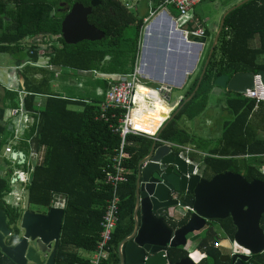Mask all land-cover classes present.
<instances>
[{"label": "trees", "instance_id": "trees-1", "mask_svg": "<svg viewBox=\"0 0 264 264\" xmlns=\"http://www.w3.org/2000/svg\"><path fill=\"white\" fill-rule=\"evenodd\" d=\"M92 1L0 0V53L16 56L22 64H37L40 43L35 42L25 48L22 43L27 39L43 37L49 40L44 52L48 67L77 72L96 70L103 74L132 73L139 55L144 20L148 15L129 11L118 0H98L100 4L92 9L88 18L91 25L104 33V39L77 45H68L63 40L62 22L68 12L77 3L91 7ZM164 1L159 0L157 4ZM208 54L209 51L185 99L195 90ZM30 70L40 71L41 78L30 76ZM261 71H264V0H251L226 16L199 90L163 130L160 139L182 146L193 145L197 151L206 153L202 157L191 154L192 160L199 161L205 179L230 171L243 175L249 182H264V136L260 134L264 132V103L257 105L243 95L227 92V108L233 119L224 124L222 136L214 145L208 140L194 138L178 126L183 117L194 120L206 111L219 77H232L237 73L258 74ZM23 72L25 82L20 90L23 88L28 93L25 97L26 108L39 121L37 129L34 127L28 137L34 136L37 131L33 138L36 150L46 148L43 163L34 167L27 185L30 206L49 210L54 200H65L55 264H90V260L81 257L79 251L93 253L97 248L100 224L110 197L104 181L111 171V159L121 144L120 135L99 119L100 105L104 101L108 83L98 80L96 86L102 94L96 93L92 100L85 102L54 92L51 83L56 72L53 70L27 66ZM16 91L5 88L0 93V156L12 137L7 122L9 109L19 106V93ZM39 96L45 97L41 108L37 106ZM75 105L83 109L70 108ZM153 143L145 136L130 135L126 139L124 166L131 174L128 182L121 185L119 190V222L113 233L110 255L102 264H121L119 246L132 235L135 227L137 168L149 155ZM26 148V145L22 147L25 152ZM11 174L4 172V166L0 163V211L6 213L8 225L14 234L7 239L8 245L20 234L18 223L22 216L20 208L11 206L6 200L13 191ZM187 220L188 217L173 225L181 227ZM220 223L222 230L232 240L236 230L231 221ZM217 241L214 229L202 234L198 248L203 251L204 259L200 264H232L228 256L215 248ZM188 257L189 253L183 247L169 249L172 263ZM250 263L264 264V253L253 256ZM0 264L14 263L0 252Z\"/></svg>", "mask_w": 264, "mask_h": 264}, {"label": "water", "instance_id": "water-1", "mask_svg": "<svg viewBox=\"0 0 264 264\" xmlns=\"http://www.w3.org/2000/svg\"><path fill=\"white\" fill-rule=\"evenodd\" d=\"M249 1L242 0L225 12L195 90L164 124L157 138L199 90L219 42L226 16ZM99 4L100 1L93 0L91 7L77 3L71 8L62 22V38L66 44L96 42L105 37L88 20L92 9ZM178 33L183 35V32ZM183 40L199 47L206 43L205 36L195 33H188ZM257 75L264 85V71ZM254 80L255 73H237L232 77H219L215 86L244 95L254 87ZM166 95L170 102L171 93L167 92ZM23 156L15 153L11 159L17 158L21 165ZM195 169V164H187L168 145L153 143L149 155L137 168L135 227L132 235L119 246L121 264H195L190 258L172 263L169 249L185 248L189 235L204 230L208 222L227 218H231L236 228L234 241L251 253L250 256H232V264H251V257L264 253V233L259 227L264 216V182H249L243 175L230 171L205 179L199 173L194 174ZM173 194L177 195V199H172ZM177 208L187 211L189 219L185 225L175 229L158 216V212ZM64 215L65 211L61 208H50L45 214L31 211L30 191H26L24 213L19 221L20 234L10 245L7 239L14 234L8 225L6 213L0 211V252L14 264H55Z\"/></svg>", "mask_w": 264, "mask_h": 264}, {"label": "crops", "instance_id": "crops-1", "mask_svg": "<svg viewBox=\"0 0 264 264\" xmlns=\"http://www.w3.org/2000/svg\"><path fill=\"white\" fill-rule=\"evenodd\" d=\"M120 1L127 10L132 12H139L140 15H148V17L144 20V27L142 29L141 40H140V48H139V55L136 61V67H139L142 73L147 77L146 83L150 87H167L170 89V93L172 96L173 89H186L185 93L181 95L175 102L172 104L183 101L185 99L186 92L194 80L192 75L196 73V69L198 64L201 65L200 56L201 52L203 51L204 46H207L209 43V49L211 48L213 41L218 33L220 23L225 12L235 6L237 3L241 2L242 0H207L197 6H195L188 14V17L185 20H179L178 14L174 8H172V13L168 12L164 6L161 7L164 2L157 4L159 0H118ZM130 5V8L126 6V3ZM156 8V9H154ZM155 10L156 13L153 17H151V11ZM69 13V12H68ZM199 29H202L205 32L206 43L199 47L198 45L188 43L184 41L183 38L187 36L188 33H195L196 35ZM178 32H183V35H179ZM199 36V35H198ZM104 39V38H103ZM48 38L39 37L37 39H27L22 44L23 47H30L32 44L40 43L39 47L40 50V59L37 64H22L16 56L13 57L12 55L8 54H1L0 53V93L3 92V89L7 90H16L20 86L24 85L25 79L23 75V71L27 66L35 67L38 70L40 69H48L53 70L56 72V77H58L57 71L58 70H65L64 68H53L48 67V59L44 56V52L48 47L47 42ZM88 42V41H86ZM97 42V41H96ZM23 49V48H22ZM208 49V51H210ZM7 56L6 58L12 59V62H15L16 66L7 65V60L2 56ZM17 55V54H15ZM205 58V57H204ZM69 71H73L68 69ZM7 74L8 83L3 81V73ZM30 76H34L37 78H41V72L37 70H30ZM94 75V80H103L98 77L99 74H103L99 71H92ZM86 73V72H82ZM55 77V78H56ZM52 90L55 92L58 89L57 84L51 83ZM98 90V88H97ZM228 91L222 89L218 86L212 90L208 107L206 111L203 113L207 117H211V113L214 109L219 108L222 112L221 116L216 120L213 116L209 118L208 125H210V135L217 133L222 136L223 126L228 121L233 119L232 114L227 108V99H228ZM58 93V92H57ZM97 93L102 94V91L98 90ZM211 98H217L218 105H214L211 103ZM44 99V100H43ZM43 99L38 97V104H44L45 97ZM179 108V107H178ZM178 108L171 114L170 117L178 110ZM158 109V108H157ZM154 112V111H153ZM152 112V113H153ZM162 113V112H161ZM230 118H224V115L228 114ZM160 113L153 119H150V116L143 119L136 120V127L139 129H143L149 132H154L155 129L160 124V120L158 119ZM202 114V115H203ZM9 116V114H8ZM184 121L185 119L188 120L187 117L182 118ZM181 122V121H180ZM179 122V123H180ZM183 122V121H182ZM178 123V126H179ZM169 125V124H168ZM180 128V127H179ZM185 130L184 128H180ZM189 133L191 136L192 134ZM160 132V131H159ZM160 138V137H159ZM161 145V144H158ZM184 146V145H183ZM188 147L193 148L196 153L191 154H200L199 151L196 150L195 146L193 145H185ZM177 155L178 150L172 149ZM24 151V150H23ZM37 152V159L36 162L38 165L43 163L46 148H40L36 150ZM191 154L189 155V159L198 167V172L201 174V168L199 161L192 160ZM197 159V158H196ZM4 172H7L4 170ZM176 195V194H175ZM172 199H177L176 197L172 196ZM178 210H170L168 212H158V216L163 217L166 220V223L175 229L180 227H174V223H178L182 221L184 218L188 217L189 214ZM140 219V216H138ZM188 221V220H187ZM221 221V220H220ZM187 223V222H186ZM185 223V224H186ZM184 224V225H185ZM234 226V225H233ZM182 227V226H181ZM209 227L207 226L204 230L194 233L188 236L187 240L192 237L191 244L187 243V246L184 248L188 253L189 257L195 264H200L202 259H204V253L201 251L198 246L201 241V236L203 233H206ZM217 234L218 241L221 242V247L217 248L224 256H228L230 259L232 256L237 255L235 254L233 249L227 247L226 243H230L231 246L234 248L241 247L234 241V237L231 240L225 232L220 227L212 228ZM236 230V228H235ZM236 232V231H235ZM216 248V247H215ZM242 248V247H241ZM191 249V250H189ZM226 250L228 252H226ZM232 250V251H231ZM231 251V253L229 252ZM83 252V253H82ZM85 251H79L81 257L90 260L93 256V253H89L87 256L84 255ZM88 253V252H86ZM243 256V255H238ZM252 258V257H251ZM187 259V258H185Z\"/></svg>", "mask_w": 264, "mask_h": 264}, {"label": "built area", "instance_id": "built-area-1", "mask_svg": "<svg viewBox=\"0 0 264 264\" xmlns=\"http://www.w3.org/2000/svg\"><path fill=\"white\" fill-rule=\"evenodd\" d=\"M205 1L207 0H165L161 7L165 5L171 6L177 12L178 19L185 20L188 17L189 12L195 6ZM126 6L130 8L128 2L126 3ZM155 13V10L151 11V17H153ZM197 34L199 36H205V32L202 29H199ZM98 77L108 83V89L105 92L104 101L100 105L99 119L108 123L113 132L120 135L121 144L111 159V171L108 173L104 181V184L109 188L110 197L107 201L105 212L100 224L101 232L99 235V242L90 259V264H102L108 259L111 252L113 233L120 217L121 199L119 190L121 185L128 182V176L131 174L124 166L127 137L130 135L145 136L158 144L168 145L172 149L178 150V155L183 158L187 164L193 163L189 159V155L191 153H196L191 147L165 142L160 138H157L161 128L182 102L178 101L172 104L167 100L166 94L167 92H170L169 88L163 86H148L146 83L147 77L142 73L139 67H136L130 74H99ZM243 96L247 99L254 100L257 105L264 103V85L259 75L255 74L254 87L248 89ZM37 106L41 108L43 107V104H38ZM158 107L165 109V111L159 114L158 119L160 120V124L154 132H149L136 127L137 119L149 117ZM37 118L32 111H29L26 108L25 100L20 101L18 107L11 108L8 116L7 124L12 132V137L4 147L2 157L4 159H9L8 161L11 160L15 162L17 166H20L23 169L17 173L11 174L12 186L13 184H20L21 187L13 188V191L6 198L8 203V198L11 197V203L8 204L16 208H19L22 201H24L25 205V193L28 191L27 185L30 181V176L34 167L38 165L36 162V147L33 143V138L36 137L37 131L33 134L34 136L28 137L32 129L34 127L37 129L38 127L39 121ZM25 145L27 147L26 152L22 149ZM15 153L24 154L21 159V165L18 164L19 161L17 158L15 160L11 159V155ZM10 167L9 164L5 163L4 170L9 173L10 171L8 170H10ZM197 173L199 172L198 167L196 166L194 174ZM189 177L190 176H188V178ZM173 196L176 197L175 194H173ZM64 207L65 200L57 199L53 201L51 208L64 209ZM178 210L182 209L178 208ZM182 211L184 214L187 213L185 210ZM182 211L180 212L182 213ZM214 246L216 248L221 247V242L217 241ZM233 250L237 255H251L248 250L241 247L234 248Z\"/></svg>", "mask_w": 264, "mask_h": 264}, {"label": "rangeland", "instance_id": "rangeland-1", "mask_svg": "<svg viewBox=\"0 0 264 264\" xmlns=\"http://www.w3.org/2000/svg\"><path fill=\"white\" fill-rule=\"evenodd\" d=\"M237 1V0H236ZM164 8L172 13L173 15V10L172 7L169 5H165ZM210 43V42H209ZM209 43L207 46H204L203 51L201 52V56H200V61H202L204 59V57L206 56L208 49H209ZM57 47L59 45L55 44ZM2 56V55H1ZM3 58H5L7 60V65H15V62H12V59H10L9 57L6 58L5 56H2ZM200 70V65L198 64V67L196 69V73L194 75H192L193 77H195L198 72ZM58 77L53 79V84H57L58 85V89L55 92L60 93L61 95L67 97V98H71L74 100H78V101H85V102H89L90 100L93 99V95L97 93V81L96 79L94 80V75L93 72H86V73H82V72H77V71H69L68 69L65 70H58L57 71ZM3 81L5 83H8V78H7V74L4 72L3 73ZM22 87V86H20ZM17 90L16 92L19 93V103L20 101H24L25 97L28 95V93L23 90V88L20 90ZM186 90V89H185ZM184 89H173L172 90V96H171V101L170 103L175 102L181 95H183L185 93ZM39 98L43 99V96H39ZM44 100V99H43ZM211 103H213L214 105H218V100L217 98H211ZM72 109L75 110H82V106L80 105H75L70 107ZM9 113H10V109H9ZM222 112L219 108L214 109V111L211 113V117L213 116L214 118H216V120L221 116ZM211 117H207V115L205 116L200 115L199 117L195 118L194 120H187L184 121L183 119L181 120V122L179 123V127L180 128H184L185 130H188L192 136H194V138L196 139H202V140H208L210 142L211 145H214L216 143L219 142L220 140V135L217 133H214L212 135H210V125H208L209 122V118ZM224 118L229 119L230 115L229 113L224 115ZM183 121V122H182ZM261 136H264V132L261 131L260 132ZM4 153V148L2 150V154ZM200 153V152H199ZM2 154L0 156V160H1V165L4 166L5 163L9 164L10 167V171L11 173H17L20 170H23L22 168L18 167L16 165L15 162L13 161H8L9 159H4L2 157ZM199 157L205 156L207 155L206 153H202L197 154ZM10 158V157H7ZM264 170V169H263ZM14 186V187H13ZM13 188H19L21 187L20 184H13ZM11 198V197H10ZM8 198V203H11V199ZM24 201H22L19 205L20 208V212L24 213ZM30 210L36 213H40V214H45L48 212V209H42L40 207H36L31 205L30 206ZM18 227H20V223H18ZM192 237L189 238L188 240V244H191V239ZM227 247L230 249H234L233 246L230 245V243H226ZM191 250V249H189ZM232 251V250H231ZM231 251H229L231 253ZM226 252H228L226 250ZM83 253V252H82ZM89 253L84 252V255L87 256Z\"/></svg>", "mask_w": 264, "mask_h": 264}, {"label": "flooded vegetation", "instance_id": "flooded-vegetation-1", "mask_svg": "<svg viewBox=\"0 0 264 264\" xmlns=\"http://www.w3.org/2000/svg\"><path fill=\"white\" fill-rule=\"evenodd\" d=\"M222 222H229L231 221V223L233 224L231 218H227L225 220H221ZM208 229H212V228H216V227H220L221 228V223L220 221H211L208 222ZM259 227L262 229L263 233H264V216H262L260 222H259Z\"/></svg>", "mask_w": 264, "mask_h": 264}, {"label": "bare ground", "instance_id": "bare-ground-1", "mask_svg": "<svg viewBox=\"0 0 264 264\" xmlns=\"http://www.w3.org/2000/svg\"><path fill=\"white\" fill-rule=\"evenodd\" d=\"M165 109H162L161 107H158V109L156 111H154L153 113L150 114V119H153L157 116L158 113L164 112Z\"/></svg>", "mask_w": 264, "mask_h": 264}]
</instances>
